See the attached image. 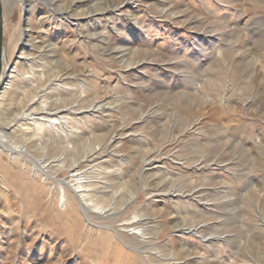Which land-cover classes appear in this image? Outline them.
Returning <instances> with one entry per match:
<instances>
[{
  "label": "rangeland",
  "instance_id": "1",
  "mask_svg": "<svg viewBox=\"0 0 264 264\" xmlns=\"http://www.w3.org/2000/svg\"><path fill=\"white\" fill-rule=\"evenodd\" d=\"M57 1L1 8L2 78L27 19L56 55L22 64L0 128L28 103L77 135L3 127L26 154L0 155V264H264V0H74L78 16ZM71 169L102 216L62 202Z\"/></svg>",
  "mask_w": 264,
  "mask_h": 264
},
{
  "label": "bare ground",
  "instance_id": "2",
  "mask_svg": "<svg viewBox=\"0 0 264 264\" xmlns=\"http://www.w3.org/2000/svg\"><path fill=\"white\" fill-rule=\"evenodd\" d=\"M57 0H50V4L54 5L56 8L61 6L59 3H57ZM123 3V0L117 1L113 7L118 8L120 7ZM76 4V3H75ZM3 9L4 11V17L3 21H6L7 17L13 13V6H12V0H0V9ZM63 12H66L69 14H74V15H80V14H85L81 12H76L74 8V0H71L68 4L62 7L61 9ZM76 17V16H74ZM29 20H26L25 25L21 29V35L18 39V41L15 42L14 39H11V42L8 45L9 49V54L8 58L5 59V62L8 63L9 61L12 62L13 68L9 73H4V77L2 78V74L0 72V109L3 107L4 101L8 100V96L15 93V88H16V81L19 76V70L22 67L23 63H29L31 66L34 65L35 59L38 60H44L45 58H48V54L51 56H55V47L51 45V43L47 42V39L41 36L40 31L38 29H33L29 27L28 22ZM2 23V22H1ZM4 28V25H2ZM7 25H5L6 27ZM3 34V33H2ZM90 37V36H89ZM25 40V41H24ZM20 44L19 49H17V44ZM8 60V61H7ZM9 66V65H8ZM68 65L66 64V68L63 69L62 73H60L57 76L58 81H62L65 77L69 76V68L67 67ZM29 67V65H28ZM7 99V100H6ZM38 99V98H37ZM104 100V97L97 98V106L92 104L93 107H100L102 106V101ZM31 107V104L25 103L22 107V110L18 111L16 114H13L11 118H9L8 121H4L2 124V128H0V155L2 152L6 154L7 156H10L11 158H18L22 156L24 150L22 149V146H10L7 144L6 140H4L5 137V132L8 129H11L8 133L12 132H17V129L20 128L21 126H25L24 129H19L20 134L17 136H21V138L25 141V143L29 140L27 137L26 130H31V137H34L35 139L33 140L37 145L41 146L45 142L44 137L46 134L50 137L51 135L57 134L60 136L62 132H66L65 134L67 135V143L73 144L75 141V136L77 135V132L74 130H65L63 125L67 124L70 121L65 120L63 123L59 121L58 119L63 118L62 116H59L58 113L61 112L59 109H55V112L53 113H46V116H43L44 118L41 119L40 121L36 120L35 118H32L30 116L31 112H28ZM95 109V108H94ZM31 111V110H30ZM7 113V112H6ZM48 118V119H46ZM66 118V117H65ZM6 120V119H5ZM21 120H23L21 122ZM26 121H31V128L28 126L30 123H27ZM3 127L6 129L4 130ZM72 127V126H71ZM47 130V132L45 131ZM46 132V133H44ZM46 135V136H47ZM33 139V138H32ZM9 141V140H8ZM12 141V139H11ZM66 140H63L65 142ZM32 142V141H31ZM33 142V143H34ZM14 143V142H11ZM13 145V144H12ZM28 148V147H27ZM26 149V148H25ZM27 152V151H26ZM26 154V153H25ZM34 159V158H33ZM63 165V160L60 161ZM32 163L35 167V172L38 173L40 177H47L48 172L52 169V165L49 163H41L39 161L32 160ZM60 164V163H59ZM61 165V164H60ZM56 166V165H55ZM58 166V165H57ZM0 170L2 171L3 174L8 175L9 173V168L7 165L1 162L0 160ZM69 171V170H68ZM83 173L79 171H74V169H71V172H68V179L65 180L63 179V183H61L60 178H56L57 176H53L52 178L56 181H61L60 183V190H61V199L63 201H67L68 197H71L70 193L72 194L71 198H76L77 201L80 204V208L82 212L87 216L89 219L87 213L94 212L96 210L97 214L102 216V213H104V210L102 207L100 208H94L90 206L85 200V191L86 189L84 188V183L85 177L82 175ZM49 177V176H48ZM63 204V203H62ZM69 207L71 210H73L72 204L68 203ZM93 208V211H92ZM89 211V212H88ZM103 211V212H102ZM105 228H108L112 230L114 233V236L116 235L117 238L121 240V233L125 232L126 234H130L132 236H143V227L142 226H131L130 228L124 229L121 228L119 225L118 226H104ZM144 238V237H143ZM126 245V244H124ZM127 246V245H126ZM129 248V246H128ZM137 249V248H136Z\"/></svg>",
  "mask_w": 264,
  "mask_h": 264
},
{
  "label": "water",
  "instance_id": "3",
  "mask_svg": "<svg viewBox=\"0 0 264 264\" xmlns=\"http://www.w3.org/2000/svg\"><path fill=\"white\" fill-rule=\"evenodd\" d=\"M3 47L2 23H1V9H0V55Z\"/></svg>",
  "mask_w": 264,
  "mask_h": 264
}]
</instances>
